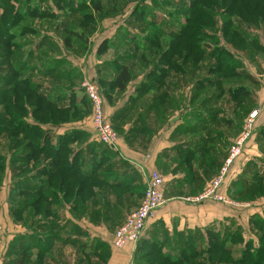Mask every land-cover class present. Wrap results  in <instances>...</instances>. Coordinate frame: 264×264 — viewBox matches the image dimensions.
<instances>
[{"label":"trees","instance_id":"obj_1","mask_svg":"<svg viewBox=\"0 0 264 264\" xmlns=\"http://www.w3.org/2000/svg\"><path fill=\"white\" fill-rule=\"evenodd\" d=\"M29 1L33 2L30 14L35 11L38 14L35 18L41 15V17H46L49 20L57 19L58 14H53L51 8L43 7L39 9L34 4V2L45 3L47 0H12V2L16 3V7L13 8L11 13L13 16L11 18L7 16L9 11L6 12L5 7L0 11V37L9 40L16 37V32H18L17 34L20 36L27 33L23 31L27 25H20V23L17 22V18L22 20L23 17L19 16V13L22 11L21 6L24 5L29 7ZM50 1H54L57 6H60L64 2V0ZM86 1L90 7L86 4ZM190 1L192 2V0ZM190 1L189 4H191ZM254 1V7L250 4V0L194 1L193 7L189 5V11L187 10L185 22L176 29V31L170 30L169 33L174 36L173 39L175 41H171L166 50H163L159 54V49L157 52H155V49L154 52H152L150 48H146L147 51L151 52L153 55L158 57L161 56L166 62L170 61L171 54L177 52L179 48L184 53L182 58H188L191 69H194L197 65V57L212 58L215 61L214 65H209V70L207 69V71L219 76L213 78L210 73H208L203 77L204 80L207 81V86H211L215 90L209 92L211 95L204 97L208 102L193 106L191 110L185 114L184 118H190L193 120V124L191 125L190 121H186L188 127L181 126L178 131L183 133L189 132L190 135L187 141H184L174 149V170L181 169L184 173V176L179 179L180 182L178 181V183L186 184L187 187L192 186L188 189L189 192H198L201 190L203 182L207 180L210 175L213 177L217 173L221 166L222 159L226 155V152L221 153L220 150L219 152L218 149L217 151L215 150V131H213V136L210 134L205 136V133H202L205 130L204 126L207 125V123H212L214 120L209 116H212L214 112H216L215 109H213V111L209 113L204 106H207L208 103H217V100L220 99L222 95L226 94L238 103V108L243 109L249 97L250 90L248 87L243 85L240 81L236 82L235 79L239 77L249 79L251 77L249 74L245 73L240 59H230L227 61L223 58L225 55L229 56V51L231 52V50L225 46H219L218 39L220 36L218 38L217 33L220 30L223 39L225 38L233 48H236L237 44H247L250 49H248L250 52L249 55H255L253 52L257 51L258 48H262L264 45L260 40V36L247 27L238 29L237 26H234L235 24L231 14L235 12V8H238L234 16L243 23L257 28L264 25V0ZM66 2L64 7L68 6V11L65 13L68 22L71 20L76 21L77 11L80 9L90 8L96 14L101 10L98 0H81V2L78 0H66ZM59 9L62 11L61 8ZM217 10H220V13L224 16L223 23L220 27L218 26L217 20L214 18V13ZM138 13L144 16V20H147L145 17L147 11L145 8L140 7ZM247 17H249L248 19L250 20H247ZM3 23L5 25H3ZM147 24H150L149 19L147 20ZM155 27L156 36L162 37L168 34L162 31L163 27H158L157 25ZM28 28L30 29V27ZM62 31L67 33L64 40H62L66 47L68 44L71 45L73 43V41H70L71 37L72 39L81 37L69 24L64 25ZM115 32L117 34H124L123 37L129 38L128 40L132 42V45L138 48L147 47V44H149L148 37L144 33L139 32L140 34L138 35L130 34L125 27H119ZM123 37L120 36L123 40H127ZM205 37L206 39L209 38L214 40V43L211 44L204 41L202 38ZM138 38L142 41L141 44L138 43ZM79 41L84 43L82 50H85L84 48L86 47L87 41L80 38ZM181 41L184 42V45L180 44ZM32 42L33 47H30V49L26 51L23 56V61H20L19 66H14V73L9 74V82L5 84L9 89L4 91V95L10 98L8 103H13L14 106L17 104L15 103V98L19 99L20 96H24L27 101L29 99H34V106L36 107L34 114H36L37 111L39 112L40 109H43V116L45 117L44 119L41 117L37 118L42 119V121H37L36 123L24 121L18 118L15 111L16 106H8L7 116H9L10 125H1V128L4 133H10V135L15 138L12 145L21 144L19 146L20 151L17 152L15 158L13 155L10 160V162H16L17 164L12 167L14 175L17 176L19 173H24L32 164H39L41 161L38 160V156H44V159L48 160L47 165L44 163V165L40 167V171L34 175V178H19L17 181L13 182L12 187L15 190L14 192H16L21 200H15L10 210V215L14 220H21V218L24 217L23 213L27 209L30 212V219L37 218L36 216H40L41 219L45 220L52 218V220H54L52 222L55 223H50L51 221H47L49 223H46V231H49L50 234H42L43 230L40 228V225L38 229L30 230L32 237H37L41 234L42 239L38 238V240L44 243L46 239L51 240L61 232L65 234H85L84 229L68 223L69 221H65V223L60 226L58 225V219H60L58 213L63 205L67 204L69 206V212L74 217L79 218L85 216L91 222L100 221L111 224L116 222L118 218L123 217V212H120V209L117 208V204L119 202L133 204L132 196L142 197L145 184L143 186L139 184L137 187L130 186L128 188L130 182H127L126 179L119 181L117 179H108L112 175L111 171H102L99 167L103 161L98 158L92 160V162H88L85 157L80 159L78 151L70 154L68 147L71 146L70 144L77 138L75 134L78 132L77 130L58 135L55 140H52V137L49 135L50 132H48V129H45L46 124H43L45 123L43 120L47 119L49 122L54 123L55 121L61 122L67 120L71 115H83L84 111H82L81 108H76L77 102H83V97L77 99V85H72L70 87L49 86V88H46L45 84L43 85L40 82L33 81L32 76L33 74L41 75V77L47 76L52 82L54 81L52 75H54V78L57 76H64L65 79L70 80V83L71 80L80 78V71L68 60L67 57L69 54L61 50L57 57L51 58L46 63L38 65H34L37 64L34 63L33 67L30 66L31 63L27 65V60L31 58V56L33 57L39 48L46 47V49H44L45 51H41V54H44L50 49L49 46L52 44L45 35L39 36L36 40L32 39ZM105 47L107 48L104 49H108L107 45H105ZM3 48L8 50V55H11V53H9V47L5 46ZM100 51L102 50L98 48V52ZM124 57L125 54L115 55L110 60L101 62L96 69L97 72L94 80L99 82L102 86V93L107 99L111 97V93L114 91H124L129 82L132 81L129 69L122 64ZM1 65L3 64L1 63ZM155 65L156 64L149 68L146 77L136 86V96H130L129 99L131 98V100L134 99L136 102H140L145 96V93L148 95V91L152 90L154 93L149 99L148 104L146 103L143 107L144 111L142 115H147L148 112L154 110L157 117L160 119L163 117L165 111L174 108V106L179 103L173 100L172 96L168 94V90H165V93L161 91V88H164L163 81H158L159 78L161 79V76L169 74L171 70L164 65L160 67H155ZM169 65H172V63L169 62ZM61 66H65V69H62L55 75V70ZM5 67H8V65H5ZM28 70L29 73L26 72ZM178 70L181 73L184 72V68H179ZM103 71H112L113 75H100ZM20 72L26 73L17 81V76L15 74ZM174 77L177 78V76ZM178 79L179 78H177L176 81L177 83L174 84H177L176 86H182ZM15 81L23 83L24 86L22 84L13 87ZM223 81L228 82L222 83ZM19 84L20 83H17V85ZM105 84H107V86H105ZM22 86L24 87L23 89L20 88ZM200 88H203V82L201 79H198V87L195 89V94L202 90ZM204 91L208 90L204 88ZM143 100V102L146 101L145 99ZM244 100L246 101L244 102ZM20 135L22 137H20ZM24 139H26L25 142H23ZM263 139L264 129H260L257 134L258 142H256L260 156L255 160L252 158L253 161L248 160L244 164L242 171L237 174L236 178L233 179L229 185L230 189H237L234 194V197L237 199L245 201L264 195V143H260ZM89 146L93 148L94 152L97 151V144L93 145V143H89ZM106 148L107 146H102L100 154L104 150L106 153ZM97 160L99 161L95 164ZM109 163L115 168L119 165L114 163L113 160H109ZM3 170L4 166L0 163V171ZM198 171H201V174H199ZM182 192L181 190L179 194ZM127 194H129V197H126ZM111 196L114 197V201H111ZM253 216L250 223L252 229H254V233L252 231L254 239L244 237L241 232L239 233V227L235 226V228H233L232 223H230L233 222V219L228 218L225 220L228 223H224V221L217 226L209 225L201 235L199 232L194 233L191 239H186L176 252H160V245L157 242H152L149 248L156 251L158 259L160 258L166 264H264V206L262 208V215L255 213ZM38 230H41V233H39ZM70 242L75 244L84 254L96 253L97 262L100 263V261H102V264L105 263L108 250L103 243H95L93 241ZM40 243H37V245L39 246ZM44 245L48 246L49 244L47 243ZM137 249L138 248H136L135 251L143 256L142 252L140 253ZM137 255L138 254H136V257ZM98 257L104 259L100 260ZM97 262L96 264H99ZM145 264L150 263L146 262Z\"/></svg>","mask_w":264,"mask_h":264},{"label":"rangeland","instance_id":"obj_2","mask_svg":"<svg viewBox=\"0 0 264 264\" xmlns=\"http://www.w3.org/2000/svg\"><path fill=\"white\" fill-rule=\"evenodd\" d=\"M78 1L81 2V0ZM189 1L190 0H98L101 8L99 13H94L90 8L80 9L77 11L76 21L71 20L69 22L65 17V13L68 11V6L64 7V5H66L67 3L66 0H64V2L60 6H57L54 1L50 0H47L45 3L34 2L35 6L39 9L43 7L51 8L53 14H58L56 20H49L46 17H41V15H39L40 17L35 18V16L38 15L36 11L30 14V9L32 8L33 3L32 1H29V7H26L24 5L21 6L22 11L21 13H19V16L25 18H22V20H19L17 18V22H19L20 25L23 26L27 25L28 27H30V29L25 26L26 28L23 31L27 32L26 34L20 36L19 34H17L18 32H16V37H13L9 40L0 37V163H2L4 166V170L0 171V233L1 236H3L2 239H4V236L10 233V230L13 231L14 228L18 229L19 227H21L22 229L26 228L29 230H36L39 228L38 226L40 225V228L43 230L42 234H50L49 231H46V223H49L47 221H51L50 223H55L52 222L54 221L52 220V218L45 220L41 219L40 216H36L37 218L30 219V212L28 211V209L23 213L24 217L21 218V220H14V218L10 215V210L12 209L13 202L15 200H21V198L17 196L16 192H14L15 190L12 187L13 182L17 181L19 178H34V175L40 171V167L43 166L44 163L47 165L48 162V160L44 159V156H38V160L41 161L39 164H32V166H29V169H27L24 173H19L17 176L14 175V170L12 169V167L17 164L16 162H10V160L13 155L15 158L17 152L20 151L19 146L21 144L19 143L15 146L14 144L12 145V143H14L15 138H13L10 133H4L1 128V125H10L9 116H7V107L14 106L13 103H8L10 101V98L4 95V91H7L9 89L5 84L9 82V74L14 73V66H19L20 61H23V56L26 51H28L30 47H33L32 39L36 40L39 36L45 35L49 38V41L52 44H50V49H48L44 54H41V51L46 49V47L39 48V50L35 52L33 57L31 56V58L27 60V65L31 63L30 66L33 67L34 63H37L34 65L46 63L51 58L57 57L59 55V51L61 50L69 54L70 57L68 56L67 58L73 65H75L77 68L82 67V71H80V69L78 68V70L80 71V78H77V80H71L70 83V80L65 79L64 76H57L55 77V79L54 75H52L54 80L52 82V80L47 76L41 77V75L39 76L37 74L32 73L33 81L40 82L43 85L45 84L46 88H49V86L70 87L72 85H77L76 87H78V85H80V88L82 89L81 83L83 82V80L90 79L95 81L94 79L96 75L93 73L91 68H94L95 72H97L96 69L99 63L110 60L115 55L118 56L120 54H125L122 64H124V66H126L131 73L132 81H130L131 87L129 93H134V91L136 90V85H138L139 82L146 77V73L151 66H154V64H156L155 67H160L162 65L166 66L168 69L171 70V72L165 76H161V79L159 78L158 81H163L164 88H161V91H164L165 93V90H168V94L172 96L173 100L179 103L178 105L174 106L175 110L172 111H176L177 116L180 117L184 114L185 109L187 111L193 106L208 102V100H206V98L204 97H206L207 95H211L209 92H213L215 89L211 86H207V81H205L203 77L208 73H210L213 78L219 76L217 74H211V72L207 71V69L209 70V65H214L215 61L212 58L197 57V65L194 67V69H191L188 58H182L184 56V53L178 48L177 52H173V54H171L169 62H171L172 65H169V62L164 61L161 56L158 57L156 55H153L151 52L147 51L146 48H150L152 52H154V49L155 52H157V50L159 49L160 54L163 50L167 49L171 41H175L173 39L174 36L169 32L170 30L176 31V29H178L185 22V19L187 17L186 13L189 8V5H191L190 7H193L194 1L197 0H192V2L190 1L191 4H189ZM254 2V0H250V4L252 5V7H254ZM86 4H88L87 1ZM88 6L90 7L89 4ZM4 7L6 12L9 11L7 16L11 18L13 16L11 13L13 11V8L16 7V3L12 2V0H0V11ZM140 7L145 8V10L147 11L145 17L147 20L149 19L150 24H147V20H144L143 15H139L138 11ZM59 8H61L62 11ZM237 9L238 8H235V12L231 13L233 17L232 20L235 24L234 26H237L238 29H242V27H247L248 29L253 30L260 36V40L264 44V25H261L257 28L247 23H243L236 16H234L237 13ZM223 17L224 16H222L220 10H217L214 13V18L217 20L219 27L223 23ZM248 18L249 17H247V20H250ZM67 24L74 28L77 34L81 37L73 39L71 37L70 41H73V43L71 45L68 44V46L66 47L63 44L62 40H64L67 33L63 32L62 28L64 25ZM3 25L5 24L3 23ZM156 25L158 27H163L162 31L167 32L168 34H165L162 37L156 36ZM119 27H125L126 30L130 32V34L134 35L144 33L148 37L147 39L149 44H147V47L143 48L133 46L132 42L128 40L129 38L123 37L124 34H117L115 32V30ZM105 36L110 37L104 38ZM120 36L127 40H123L122 38H120ZM217 36L218 38L220 36V38L218 39L219 46H225L229 50H231V52L229 51V56L225 55L223 58H225L227 61H229L230 59H240L242 61L245 73L249 74L251 78L247 79L239 77L236 78L235 81L242 82L243 85L248 87L250 93L249 97L247 98V102L244 106L245 109L238 108V103L235 102V100H232L226 94L222 95L220 99L217 100V103H208L207 106H204L206 107L209 113L210 111L212 112L213 109H215L216 112H214L212 116H209L210 118L212 117L211 119L214 120L212 121V123H207V125L204 126L205 130L202 133H205V136L207 134L213 136V131H215L216 136L214 137L219 140V143H221L222 139L225 140V145H223V148L224 150H226V155L222 159L221 166L224 162V159L229 154L230 149L235 146V141L242 134L245 125L247 123H251L249 118L250 112L256 111V117L254 118L255 120L252 123L251 133L245 140L241 149L239 150V155L234 159L232 164L228 165V167H230L229 169L227 167V175L225 173L223 176V182L219 188V192H221L222 195L225 196L226 202L223 203L212 198H206L202 201L199 200L195 202H188L184 199L187 196H192L202 191L204 187L213 179V177H211L210 175L208 179L203 182V186L198 192H189V190L187 191V189H190L192 186L187 187V189L185 190L187 192L184 193L183 191L181 194H179L178 192L174 193L169 189L167 191L165 190L166 192L164 193V202L161 206H163L168 201V198H174L173 200L184 202L188 205H200L205 203L217 204L219 205V211H221L222 209L223 212L225 211L227 214L231 213L234 216L236 220H233L234 223L230 222L232 223L233 228H235V226L239 227V233L241 232L244 237L254 239L252 236V231L254 229H252L250 222L253 219L252 217H254L253 215L255 213L262 215V208L264 206V195L256 197L255 199L243 201L234 197V194L236 193L237 189H230L229 185L231 181L236 178L239 169L240 173L244 167V160L241 161V157H243L244 155L248 156V159L246 160L247 162L248 160H252V158H254L255 160L258 156H260V152L258 150V155L254 156L253 154H256L255 147L257 148L256 142H258L257 134L259 133L260 129H264V45L262 48H258L257 51L253 52L255 55H249L250 52L248 51L249 48L247 44H237V47L233 48L232 45L226 41L225 38L223 39L220 30L218 31ZM79 38L87 41L85 45L86 47L84 48L85 50H82L84 43L80 42ZM202 39L211 44L214 43V40H211L209 38L206 39L205 37ZM137 41L140 44L142 43L139 38ZM180 44L184 45V42L181 41ZM105 45L108 46V49H104L107 48L105 47ZM5 46L9 47L8 49L11 55H8V50H5V48H3ZM98 48L102 51L98 52ZM94 49L97 50L96 54L93 52ZM79 62H81L82 65H80ZM1 63L3 65H1ZM4 64L8 65V67H5ZM83 68L85 69L84 71ZM179 68H184V72L181 73L178 70ZM62 69H65V66L57 68L55 70V75L56 73H59ZM26 72L29 73V70ZM26 72H20L15 74L17 76L16 80L19 81L21 79L20 77H22V75H25ZM100 75H113V73L112 71H103L100 73ZM174 76H177V78H179L178 81L182 86H176L177 84H174L177 83V78ZM198 79L202 80L203 88H200L202 90L195 94V89L196 87H198ZM225 82L228 81H223L222 83ZM17 83L20 84L17 85ZM96 83L98 84L99 93L101 94L104 100L102 108L104 114L106 115V96L102 93L103 88L99 84V82ZM22 84L23 83L21 82L15 81L13 87L20 86ZM23 86L20 88L23 89ZM105 86H107V84H105ZM204 88L208 91H204ZM81 91L83 92V102H77L76 108H81L82 111H84V114L80 116L71 115L68 117L67 120L61 122L55 121L54 123L58 125H55L54 123H51L47 119H45L43 120V122L45 123L42 122L43 124H46L45 129H48V132H50L49 135L52 137V140H55L56 136L58 135H63L66 132L70 133L74 130H77L78 132H74L77 138L70 144V148L68 147L70 154H72V152L78 151L80 154V159H83L82 157H85L88 162H92V160H96L98 158L99 160L103 161L99 168L104 172L116 170V168H114L113 165L109 163V160H111L112 158L114 163L119 164L117 168H127V166L125 167L124 165L125 162L123 163V160L121 161V159H119L118 156L115 155L116 153H104V150L102 152L104 153V156H99L100 149L104 145L97 141L93 136L94 132L91 126V124L93 123V106L91 101L85 95L83 89ZM153 93L154 92L152 90L148 91V95H146L145 93V96L140 100V102H136L134 99L131 100V98L129 99L128 96V98L124 100L125 104L122 107V112L126 114L127 111L133 110L128 115V119L130 117H135L139 109L143 108L146 103L148 104L149 99L151 98ZM117 95H119L118 98L121 96L120 93ZM15 99V103L17 104L15 105L16 107H14L18 118L24 121H29L31 123L42 121V119H37L40 117L44 119L45 116H43V109H40L39 112L37 111V113L34 114L36 109V107L34 106V99H29L27 101L24 96H20L19 99ZM143 99H145L146 101L143 102ZM114 100L117 101L116 96L114 97ZM245 101L246 100H244V102ZM110 102L111 97L108 99V103ZM110 122L117 133V141L115 144V147L117 149L119 148L118 144L120 135L122 134V130L119 125V121L115 122V120H111ZM20 137L22 136L20 135ZM25 141L26 139L23 140V142ZM89 143H93V145H98L96 152H94L93 148L89 146ZM260 143H264V139ZM220 147H222V144ZM109 148L110 147H107L106 150H108ZM174 158L175 157H173L172 159ZM99 160L95 161V164ZM170 161L164 164L163 167H167V169H169V167L171 166ZM238 165L240 166L239 168ZM154 170L155 169H151V171ZM181 187L182 190H184L183 184L181 185ZM141 198L142 197L133 196V206L130 205L127 208V211H122V214L125 215L126 213H128V211H133L138 206ZM124 206L125 205L123 204V210H125ZM69 213V206L65 204L59 209L58 215L59 218L63 220L66 219ZM82 217L83 216H81V218ZM123 217L121 218V220L123 219ZM82 220L86 222V219ZM12 223H15V225L19 227L12 225ZM219 223L221 222L214 223L213 225L217 226ZM224 223L228 222L225 221ZM58 225L60 226L61 224L58 223ZM85 227L86 229L88 228L87 226ZM109 228L110 227L107 226V223L104 226L100 227V229H94V227L89 226V229L96 232L97 234L114 230ZM40 231L41 230H38L39 233H41ZM149 249L150 248L147 247L145 248L144 252H142L143 256H141V254H138L137 257L135 256V258H133L134 262H132V264H145L146 262H149L150 264H166L160 258L158 259L156 251ZM98 258L100 260L104 259L100 257ZM100 263L102 264V261H100Z\"/></svg>","mask_w":264,"mask_h":264},{"label":"crops","instance_id":"obj_3","mask_svg":"<svg viewBox=\"0 0 264 264\" xmlns=\"http://www.w3.org/2000/svg\"><path fill=\"white\" fill-rule=\"evenodd\" d=\"M107 37L110 36H105L104 38ZM96 51L97 50L94 49L93 52L96 54ZM79 64L82 65L81 62H79ZM79 69L82 71V67ZM84 70L83 68V71ZM91 70L96 75L94 68H91ZM130 87L131 84L129 82L124 91L112 92L110 103H108V99L106 98V116L110 121H119L122 130V134L119 138V148H109L106 152L110 154L116 153L115 155H117L121 161L123 160V162H125V167L126 165L128 166L127 168L116 167L115 171H111L112 175L108 179H117L118 181L126 179L127 182H130L128 188L130 186L137 187L139 184L143 186L147 180L146 178L149 171L155 169L159 173L162 172L160 174L165 179V190L167 191L169 189L174 193H179L182 190V184H179L178 181L184 176V173L181 169L174 170L175 163L172 158L175 157L174 149L176 146L188 139L187 135L189 136V132L183 133L178 131V129L180 130L181 126L188 127L186 121H190L191 125L193 124V120L184 118L185 114L191 109L187 111L185 109L184 114L179 117L176 111H172L175 109L170 108L167 112L165 111L166 113L164 112L163 117L159 119L154 110L148 112L147 115H142L144 109L141 108L135 117H130L128 119V115L133 110L127 111L126 114L122 112V107L125 104L124 100H126L128 96H136L137 94V90H135L134 93H129ZM81 90L80 85H78V87H76L77 99L83 96ZM119 93L121 96L118 98L119 95L117 94ZM115 96L117 97V101L114 100ZM93 136L96 139V136ZM224 141L225 140L222 139L221 143H219V140H215V148L216 150L218 149V152L219 150L221 153L226 152L223 148V145H225ZM221 144L222 147H220ZM255 153L256 154H253L254 156L258 155L256 147ZM103 154H99V156L103 157ZM247 159L248 156L244 155L240 160H244L243 164H245ZM111 160H113V158ZM168 161L171 163L169 169L163 167ZM239 167L238 165V168ZM198 172L201 174V171ZM183 186L184 190L182 191L185 193L188 191L187 185L183 184ZM186 189L187 191H185ZM126 197H129V194H127ZM134 197L136 196L134 195ZM110 198L111 201H114V197L111 196ZM173 199L174 198H168V201L163 206L154 211L152 216L148 219L143 234L136 244L128 243L120 248L111 245L113 232L130 211L123 215L124 217L122 220L118 218L116 222L111 224L107 222V226L110 227L109 229L114 230L101 234H97L90 230L89 226L94 227V229H100V227L104 226L106 223L100 221L91 222L85 216L78 218L69 213L66 219H58V223L62 225L65 221H69L68 223L81 227L86 233L79 235L61 232L51 240L46 239L44 243L38 240V238L42 239L41 234L37 237H32L29 229H22L15 225L16 222L12 223V225L19 228H14L13 231L10 230V233L4 236V239H2L3 236H1L0 233V264H96V253L92 255H90V253L84 254L70 241L75 243L80 241L101 242L108 250V255L104 264H132V262H134L133 258H135L136 254H139L135 251L136 248H138L137 251L139 250L141 253L146 247L149 248L152 242H157L160 245V252L173 253L181 247L186 239H191L196 232H199L201 235L209 225L224 222L228 218L236 220L231 213L227 214L225 211L223 212L222 209L219 211V205L217 204L205 203L200 205H188ZM123 204L125 205V210H123ZM133 204L119 202L117 208L120 209V212L127 211V208L130 205L133 206ZM82 219H86V222ZM85 226L88 228L86 229ZM37 243H40L39 246ZM47 243L49 245L45 246L44 244Z\"/></svg>","mask_w":264,"mask_h":264},{"label":"built area","instance_id":"obj_4","mask_svg":"<svg viewBox=\"0 0 264 264\" xmlns=\"http://www.w3.org/2000/svg\"><path fill=\"white\" fill-rule=\"evenodd\" d=\"M81 87L92 103L93 108V123L91 124L94 135L97 141L103 145L113 148L117 141V133L113 128L108 117L104 114L102 104L103 98L99 93L98 84L90 79L83 80ZM256 111L250 112V122L243 129L242 134L236 139L235 146L229 151V154L224 159L222 166L213 176V179L204 189L195 195L187 196L184 199L188 202H195L212 198L221 202H226L225 196L219 192L222 185L224 174L228 173V165L232 164L234 159L239 155V150L243 146L245 140L251 133L252 123L255 120ZM228 167V169H227ZM165 179L158 171H151L147 175L143 196L138 206L128 213L123 222L114 230L111 245L120 248L128 243L136 244L143 234L148 219L152 216L164 202Z\"/></svg>","mask_w":264,"mask_h":264}]
</instances>
